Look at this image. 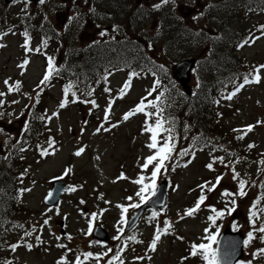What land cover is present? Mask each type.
<instances>
[{
  "label": "rangeland",
  "instance_id": "374dc122",
  "mask_svg": "<svg viewBox=\"0 0 264 264\" xmlns=\"http://www.w3.org/2000/svg\"><path fill=\"white\" fill-rule=\"evenodd\" d=\"M133 0H46L45 4L28 5L24 9L23 1L15 4H5L3 1L0 4V18L8 19L9 31L6 34L0 35V90L7 92L5 104L0 106V170L4 167L3 162L12 157L9 152L13 148L12 140H20L19 132L23 130V120L20 119L26 112L25 105H30L34 102L35 118L39 120L37 126L31 122V129H28V137L24 136L18 146L21 144H35L34 132L38 139H41L39 144L42 146L48 142L51 137L57 143L54 153L39 158L38 149L35 146L27 147L25 151L17 154L18 169L15 173L20 172V178L16 177V185L20 189H29V191L19 193L15 197L16 206L10 222L6 225L4 231L0 235V241L3 245L7 244L6 251L0 250V264H5V259L10 260L11 264H57L61 257H65L63 264H74L75 258L82 252L89 251L94 254H102L109 248L112 252L108 256L102 257L99 264H107L108 259L115 255L116 250L121 245L120 240H115L113 237L117 235L118 221L120 219V210L116 207L118 204L127 205L129 203L138 202V197L135 193L139 189V185L133 183L138 176L143 175L150 177L152 165L147 169H142L141 165L144 159L152 155L155 150L149 149L147 144L150 142V133L143 131L145 120L153 123L155 117H146L144 113H137L131 116L128 120H123L124 113L134 108L138 100L148 96V92L153 87L154 79L152 77H133L131 86L127 89L123 98H116L110 111L109 121H104V110L107 107L109 98L117 97L120 88L128 79L127 69L111 72L108 75L107 81L104 80L105 87L111 89L110 93L105 92L103 86L99 87L95 96L92 98L96 101L98 107L93 108L91 104L84 103L79 106L76 102H70L63 109L58 107L63 94L59 87L62 82H53V86H48L40 92L37 99V85L44 75L46 63L40 61V56H33V59L28 67L20 68V57L23 55L20 51V40L22 30L21 18L23 14L30 12H40L48 20L49 26L55 29L59 35H68L67 40H71L72 46L80 47L85 43L95 39H106L111 35L112 42L125 43L129 45L128 36L123 39H117L115 36L120 34V27L113 28L109 33L105 31L104 25L99 21L109 17L118 11L126 12L127 6ZM216 0H175V3H168L174 15L184 24V28L189 30L194 38H189L185 33L181 36L183 39H178L170 47L171 51L176 53L175 59L186 58L188 53L193 55L198 54V46L206 51V45L203 44L205 35H200L199 31L210 30L208 19V9L211 8L212 2ZM239 1V0H238ZM145 2L134 10V18L138 21L130 22V28L133 30L129 33L132 38L144 36L148 40L155 30L153 27V15L151 20H148L151 12L159 9L153 5L160 3V0H145ZM148 2V3H147ZM235 6L225 8L223 11L220 8L217 14L211 16L214 22L226 25V28L233 29L238 40L223 47L226 56H229L226 67H229V62L236 59H242L245 65V73L252 72L258 65L264 64V37H261L254 42L251 41L249 34L260 36L258 29L259 25H264V9L249 10V5H244L242 2ZM102 6L103 11H98ZM165 5L161 6L165 7ZM98 7V8H97ZM91 9V11H90ZM67 12L68 18L74 14H79V22L67 19L62 23V13ZM141 15H139V14ZM58 15V17H57ZM98 15V16H97ZM178 19V20H179ZM207 20V21H206ZM104 21H106L104 19ZM119 22L121 20H118ZM16 24H10V23ZM228 25L230 27H228ZM98 27H102L105 33L100 36ZM96 28V29H95ZM111 30V29H108ZM147 36H146V34ZM179 35V34H178ZM180 36V35H179ZM195 38L200 43H195ZM34 39L40 43L47 39V46L42 47L41 53L50 50L56 58L61 57V52L68 51L62 44L55 47L51 37L42 38V32L38 33ZM248 39L249 43L243 47H237L244 40ZM53 47V51L50 49ZM153 52L147 49L149 56H155L159 49L153 48ZM180 53V54H179ZM159 54H161L159 52ZM186 55V56H185ZM185 56V57H184ZM81 59V58H80ZM30 60V58H29ZM164 59L165 65L168 66V71H171V60ZM42 62V63H40ZM259 83H249L245 85L231 100L225 102L223 111L225 113L223 124L230 133L227 136L226 143L219 144L214 149H195L191 163L184 166L176 165L173 159L166 161V167L157 176L156 183L162 178H167L169 181L167 188V199L164 206L156 212L159 214L154 220H149L152 211L146 212L140 218L134 232L137 233V241L128 244L124 252L121 253V258L124 264H203L200 257H191L190 244L200 243L204 237V229L209 227L207 216L210 214L209 205L215 206L217 209L224 207V200L221 197V192L228 189L232 192L237 191V184L232 179V173L228 168H225L217 161L214 164V171L207 169L205 166L211 162L213 156H222L225 162L233 160L237 157L240 162L235 165L242 178L248 181L261 179L253 186L251 183L246 188L247 195L243 198L237 197V209L231 216H225L218 220L220 232L225 226H230L233 230L242 229L245 237L250 230V224L247 219L249 206L259 195L264 194V189L259 187L261 182H264V164L259 161L264 159V123L256 124L257 120L264 121V69L260 70ZM193 73L190 80V85L194 88L196 80ZM9 82L20 81V91L8 93L7 86L4 81ZM154 92L153 94L158 93ZM232 92V91H231ZM61 93V94H60ZM152 94V95H153ZM18 101V103H11ZM147 103V102H145ZM41 104V105H40ZM40 105V107H39ZM45 106V107H44ZM91 110V111H90ZM147 112H153L146 108ZM53 112L58 115L51 120L44 121L38 119L41 115L50 116ZM35 118L33 122H35ZM11 121V122H9ZM85 121L87 123H85ZM255 125L251 132H248L243 139L237 137L240 132H234L233 129H242L246 125ZM103 125L107 131H96L98 127ZM112 125H115L113 127ZM83 129V131H82ZM7 141V143H5ZM249 144L255 146L248 148ZM83 147L84 151L80 156H76L77 149ZM179 149L177 142L175 150ZM15 151L18 148H13ZM248 152L245 154L244 150ZM256 151L255 156H251L252 152ZM175 152V151H174ZM173 152V156H174ZM5 158V159H4ZM16 164H12L14 169ZM175 166V167H174ZM65 168L71 169L70 173L63 177L66 188L74 187L75 191H64L61 193L60 200L52 207L45 205L44 199L47 196L51 184V179L63 175ZM27 169V172L25 170ZM21 173H25L21 177ZM123 173L124 178L117 179ZM224 174V178L218 187L211 193H206L207 199L201 206V209L192 217L179 216L186 208L192 207L200 195V190L197 185L205 181H215V177ZM25 187V188H24ZM127 197H132V201L127 200ZM84 201V203H81ZM108 201V203H105ZM86 205L89 208L88 213L81 211V207ZM264 207V200L261 205ZM104 209L102 215L94 221L99 223L109 233V240L99 244L94 243L99 241L87 233L88 220L93 212L100 213ZM134 209H129L126 214L127 218L131 215ZM48 219L49 223L44 225V220ZM168 220L172 229L161 236L157 243L155 251L148 248L156 227L163 228L164 221ZM63 220L65 233L60 232L59 221ZM101 221V222H100ZM233 222L239 227L233 228ZM17 225H23L18 227ZM41 225H44L41 228ZM259 222L257 223V227ZM35 227L37 230L29 237H24L25 231H32ZM124 227V226H123ZM211 231H215L212 228ZM219 232V233H220ZM124 233V232H123ZM123 233L121 234L123 236ZM127 234L126 236L135 234ZM41 237V243H37L35 237ZM71 239H68V236ZM60 239L57 240L56 237ZM257 234V239L252 241L247 247H244V256L240 261H252V264H264V256H259L253 259L251 253L258 248L264 247ZM179 237H183L180 239ZM23 238V240L21 239ZM24 241L33 245L31 249L25 246ZM19 243V247L13 251L9 246ZM59 244L66 247L60 248ZM69 249L71 251H69ZM143 256V260H136L135 257ZM182 257H187L182 261ZM83 259V257H81ZM84 264H96L95 259L85 261Z\"/></svg>",
  "mask_w": 264,
  "mask_h": 264
},
{
  "label": "trees",
  "instance_id": "16d2710c",
  "mask_svg": "<svg viewBox=\"0 0 264 264\" xmlns=\"http://www.w3.org/2000/svg\"><path fill=\"white\" fill-rule=\"evenodd\" d=\"M239 2L246 6L249 5L248 9L251 11L264 9V0H216L212 2L211 8L208 9V16H206L208 19L206 21L210 23V30L199 31L200 35H205L202 43L207 47L205 52L201 50V61L206 66L199 69L196 83L192 93L189 95L180 89L177 81L168 71V66L163 67V69L160 67L162 63L165 65V57H167V60L175 61L173 59H175L176 53L171 51L170 47H173V43L177 39L178 41L183 39L181 33H185L189 38H194L171 10L166 11V9H170L168 4L163 8L165 10L161 14V19L158 12H156L157 14L153 12L154 15H157L156 31L148 40L153 44L152 46L159 49L161 54L158 52L155 56H149L146 53L147 49L151 52L154 49L141 47L137 42H134L130 51L127 49L128 46L123 43L108 42L99 44L96 41H92L85 45L83 49H69V52L64 53L63 58L68 69L64 73L59 74L62 76L59 77V80L62 83L70 81L73 83V90L77 91L80 97L76 104L84 107L83 101L91 100L99 90V87L103 86L105 88L103 77L116 67L128 68V72L137 73L136 76L139 78L152 77L154 81L158 79L160 85L157 90L165 92L160 105L164 110L163 117L169 122L165 126L174 128L175 143L177 142V145H179V149L176 148L174 152L173 160L176 165H183V163H187L191 159L192 155L179 156L178 153L181 149H189L192 152L195 149H215L219 144L223 145L227 142L228 134L230 140L233 139L223 124L225 116L223 107H225V102L228 101L224 97L236 85L243 82V76L246 74L243 63L245 61L242 59L230 60L229 69L223 75L222 67L227 63L223 47L225 45L229 47V44L238 40V36L233 29L226 28L224 22H214L211 16L217 14L220 8L223 11H225V8L228 10L233 6L238 8L236 4ZM133 11L131 10L128 16L130 22L134 20ZM7 21L8 19L0 18V29L4 30L9 26ZM20 22L23 29L26 28L35 35L42 32V37L50 36L54 44H56L55 47L61 44L63 40L65 42L67 40L65 36L59 35L55 29L49 26L48 20L43 13L32 11L28 14H23ZM10 24L16 23L12 22ZM126 26L129 31H132L129 27L130 24ZM228 27L230 26L228 25ZM195 43L200 42L195 38ZM199 47L201 46L195 49ZM77 53H82L81 59ZM197 84H199V87H197ZM89 90L93 93L91 97L84 95ZM157 94H153L148 100L154 99ZM216 101H219V103H216ZM147 109L154 111L152 107ZM38 122L39 120L35 118L34 126H37ZM247 152L245 149L244 153L246 154ZM255 153L256 151L252 152L251 156H255ZM14 174L16 173L8 170L0 176V235L4 231L8 219L10 218L11 220L12 218L14 206H16L14 197H16L17 190L21 188L16 185L15 179L17 176ZM259 180L261 179H256L255 184ZM123 236L125 237V235ZM2 247L3 243L0 241V250Z\"/></svg>",
  "mask_w": 264,
  "mask_h": 264
},
{
  "label": "snow or ice",
  "instance_id": "6c2138e0",
  "mask_svg": "<svg viewBox=\"0 0 264 264\" xmlns=\"http://www.w3.org/2000/svg\"><path fill=\"white\" fill-rule=\"evenodd\" d=\"M18 0H12V3H17ZM31 2V0H23L24 9L26 10L28 7V4ZM39 4L43 5L45 4L46 0H38ZM175 3V0H160V3L153 5L154 8H160L162 5L168 4V3ZM91 11V9H90ZM69 20L79 22V14H74L73 16L68 18ZM260 36H253L251 33L249 34L251 41H255L261 37H264V25L258 26ZM25 37L24 43L22 47L25 50V53L30 52H37L40 53L42 50V47L47 46V39L42 40L41 46L36 47L35 49H32L30 44V36L27 29L21 33ZM100 36H104L105 33L101 31L99 33ZM249 43V40H244L241 44H238L237 47H243L246 44ZM2 46V45H0ZM151 47V45H149ZM47 65L45 69V73L41 80L39 81V84L37 85V89L39 91L36 92V97L38 99L40 92L44 90V87L48 85L49 81L52 79L54 75H58L59 69L54 64V57L52 56H46ZM29 64V60L25 58L18 67L24 68L26 65ZM161 69H163V65L160 66ZM264 69V64L258 65L254 68L252 72H249L243 76V82L236 85L232 92H230L227 96H225V99L231 100L233 96H235L245 85L249 83H259L260 81V70ZM111 75V71L106 73V75L103 77L105 82L107 81V76ZM137 73L130 72L128 79L125 81L124 85L120 88L117 97L109 98L107 107L104 110V121L107 122L110 119V111L112 108V105L114 103V100L116 98H123L126 94L127 89L131 86V80L133 77H135ZM5 85L7 86L8 93L12 92H19L20 91V81H15L14 83L10 84L9 80L6 79L4 81ZM160 81L157 79L153 83L152 89L149 90L148 96H152L154 92H157V89L159 88ZM73 83L70 81L68 82L64 88H63V98L61 99L58 107L60 109H63L67 106V104L70 102L69 96H71V102H77L80 97L77 94V91L73 90ZM197 87H199V84H197ZM105 92L110 93L111 89L108 87H105ZM92 91L89 90L84 95L91 97ZM6 93L0 92V97H4ZM165 96L164 91H159L158 94L155 96L154 99L148 100L147 97H142L141 100L134 106V108L130 109L128 112L124 113L122 119L128 120L131 116L137 114V113H144L146 117H155V120L153 123H149V121L145 120V127L143 131L149 132L150 135V142L147 144V147L149 149L155 150L152 155L147 156L144 159V163L141 165L142 169H147L149 165H152L151 168V175L150 177H146L143 175L138 176L137 179L133 181L136 185H139L138 191L135 193L136 197H138V202L129 203L127 205H121L118 204L116 207L120 210V219L117 222L119 227H117V235L113 237L115 240H120L121 245L116 250L115 255L111 256L110 259H108L107 264H124L123 259L121 258V253L124 252V250L127 248L128 243L131 242H140L137 241V237L135 234L129 235V236H122L121 234L124 232V225L128 224V218L126 214L128 213L129 209H138L141 207V205H144L147 203L151 198L156 196L157 193V176L162 172V170L166 167V161H169L170 159H173V152L175 151V138L173 136L174 128L172 126L166 127L165 125L169 122L163 117V108L160 106L162 102V98ZM147 101V103H145ZM84 103L91 104L93 108L98 107L96 101L94 99L91 100H84ZM11 103L15 104L18 103V101H12ZM216 103H219V101H216ZM5 104L4 99H0V106H3ZM30 105H25V108H29ZM152 107L154 108L153 112H147L146 108ZM91 111V110H90ZM31 114V113H30ZM3 113H0V116H2ZM57 112H53L50 116L47 115H41L38 117L40 120L48 121L51 120L53 117L57 116ZM11 122V121H9ZM85 123H87L85 121ZM264 121L257 120L256 124H262ZM115 127V125H112ZM255 125L249 124L244 126L242 129H233L234 132H240L241 135H239L238 139H243L244 136L251 132L254 129ZM29 128V121L24 122V129L27 130ZM104 130L107 131V128H104L103 125L101 127H98L96 129L97 132ZM83 131V129H82ZM0 132H3V129H0ZM163 134V135H162ZM195 139V138H194ZM7 143V141H5ZM20 142L17 141V144ZM54 145L55 141L49 137V140L47 142V147H41L40 145H37V149L42 157L47 156L49 154H52L49 150L52 149L54 151ZM255 145L249 144L248 148L251 149ZM16 145H13V148H15ZM191 147V146H190ZM215 150V149H214ZM19 151L23 152L25 151V148L20 147ZM84 151V148L81 147L77 149L75 152L76 156H80L81 153ZM179 156H188V155H194V152L190 151L189 149H181L178 153ZM219 161L220 164H222L225 168H228L232 173V179L237 184V191L232 192L228 189H224L221 192V197L224 200V207L221 209H217L213 205H209L208 208L210 210V214L207 216V220L209 222V227H206L204 229V237L202 238V242L200 243H191L190 244V252L189 255L191 257H200V259L203 261V264H252V261H240V260H233L232 255L234 252V247L231 251H221L219 241L217 239L220 227L218 225V220L223 219L225 216H231L237 209V197L243 198L247 195L246 188L251 183L253 186H255V181H248L241 177L240 173L236 171L235 165L240 162V158L237 157L233 160H229L225 162V158L222 156H213L211 158V162L206 164V168L214 171V164ZM188 163H191V160L187 161V163L184 166H187ZM260 164H264V159L259 161ZM175 167V166H174ZM71 169L65 168L64 173L60 177H54V179H60L62 180L64 176L68 175L70 173ZM258 171H264V169H258ZM27 172V169L25 170ZM25 173H21V177ZM124 178L123 173H121L120 177H117V179ZM224 178V174L218 175L215 177V181H205L202 184L197 185V187L200 190V195L196 199L194 205L192 207L186 208L183 213L179 216L180 219H183L184 217H192L194 216L200 209L201 206L205 203L207 199L206 193L213 192L218 185L221 183V181ZM262 189H264V182H261L259 185ZM64 191H75L76 189L72 186H69ZM19 193H23L26 191H29V189H18ZM55 197L53 195V192H49L48 195L45 197V200H54ZM132 197H127V200L132 201ZM264 200V194L259 195L255 200H253L252 204L248 208L247 212V219L250 224V230L246 234V238L243 240L244 247L249 246L253 240L257 239V234H259L258 238L259 240L264 243V207L260 206L261 201ZM81 203H84V201H81ZM105 203H108V201H105ZM105 210L101 209V212L98 214L96 212H93L90 214V218L88 220V229L87 233L91 234L93 231V224L94 221L99 218V215H102ZM159 213L156 211H153L151 213V217L149 220H154ZM259 222V226L257 227V223ZM49 223L48 219L44 220V225H47ZM41 225V228L44 226ZM18 227H23V225H17ZM233 228L237 229L239 226L233 222ZM212 228H215V231H211ZM172 229L171 223L166 219L164 221L163 228H160L159 226L156 227V230L153 234V238L150 241L148 248L151 251H155L157 248V243L160 241L161 236L163 234H167ZM37 229L35 227L32 228V231H25L24 237H29L32 235L33 232H35ZM180 239H183V237H179ZM23 240V238H21ZM37 243H41V237L37 235L35 237ZM57 240L60 239L59 236L56 237ZM68 239H71V236H68ZM25 246L29 249L33 247L32 244L27 243L24 241ZM94 243H101L100 241H95ZM19 243L11 244L9 247L15 251L19 247ZM58 247L65 248L66 246L63 244H59ZM69 251H71L69 249ZM112 252V249L109 248L106 252L102 254H94L89 251H85L80 253L76 256L74 264H84L85 261H88L90 259H95L96 264H99V261L102 257L108 256V253ZM253 259H256L259 256H264V247L258 248L255 251L251 253ZM83 257V259H81ZM136 260H143V256L135 257ZM182 261L184 259H187V257H182ZM65 260V257H61L60 260H58L57 264H63V261ZM5 264H11L10 261H6Z\"/></svg>",
  "mask_w": 264,
  "mask_h": 264
},
{
  "label": "water",
  "instance_id": "95a60500",
  "mask_svg": "<svg viewBox=\"0 0 264 264\" xmlns=\"http://www.w3.org/2000/svg\"><path fill=\"white\" fill-rule=\"evenodd\" d=\"M12 0H5V2H10ZM37 1V0H32ZM140 1V0H139ZM195 62V58H186L178 61L176 64L173 65V74L178 80L181 87L184 89L186 94H190V71ZM65 184L62 180H53L52 181V188L51 192H53V195L55 197L54 200H45V204L49 206L55 205L60 197V194L62 190L64 189ZM166 194H167V180L161 181L157 186V193L156 196L151 198L147 203L144 205H141L140 208L135 209L132 216L128 219V224L125 226V230L130 229L134 226V224L138 221L139 217L143 213L144 210L147 208H158L162 206L166 200ZM84 212H87L88 209L84 206L82 208ZM60 226L63 225V221L58 222ZM61 232H64L63 229H61ZM92 236L100 241H107L109 239L108 232L101 226L96 225ZM243 240L244 235L242 230L234 231L230 227L226 226L222 232L220 233L218 237L219 245L221 251H231L234 247V252L232 255L233 260H239L243 256Z\"/></svg>",
  "mask_w": 264,
  "mask_h": 264
},
{
  "label": "flooded vegetation",
  "instance_id": "af4514ba",
  "mask_svg": "<svg viewBox=\"0 0 264 264\" xmlns=\"http://www.w3.org/2000/svg\"><path fill=\"white\" fill-rule=\"evenodd\" d=\"M2 1L4 2V0H0V4L2 3ZM118 2V0H116V3ZM31 5H35L34 3L30 2ZM145 2H141V1H138V0H133L128 6H127V13H123L121 11H118V13H113L112 15H110L109 17L107 18H104L106 21H104V19H101V20H96V23L99 21L101 24H106L107 25H104V30L105 31H108L109 33L112 31L113 28H116L117 26H121L119 29H120V34H118L117 36H115L117 39H124L128 36L129 40H135L137 43H139L140 45L142 46H146L148 45V41L146 40V38L144 36H139V37H136V38H132L131 35H129V33L131 31H129V29L127 28V24H129V19H128V15L131 11L132 8H134L135 10H138L137 7L140 6L141 4H143ZM148 3V2H147ZM28 7H30L28 5ZM32 7V6H31ZM30 7V8H31ZM98 11H103L101 8L98 9ZM139 14V13H138ZM141 15V14H139ZM98 16V15H97ZM179 19V17H177ZM118 20H121L120 22ZM96 29V28H95ZM108 29H111V30H108ZM102 29V27H98V31H104ZM115 30V29H113ZM109 39H111V35L109 37H107L106 39H101V38H96V42L97 43H107V42H112L110 41Z\"/></svg>",
  "mask_w": 264,
  "mask_h": 264
}]
</instances>
